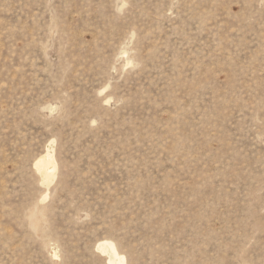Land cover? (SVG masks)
I'll return each mask as SVG.
<instances>
[{
    "label": "rangeland",
    "instance_id": "rangeland-1",
    "mask_svg": "<svg viewBox=\"0 0 264 264\" xmlns=\"http://www.w3.org/2000/svg\"><path fill=\"white\" fill-rule=\"evenodd\" d=\"M103 240L264 264V0H0V264Z\"/></svg>",
    "mask_w": 264,
    "mask_h": 264
},
{
    "label": "bare ground",
    "instance_id": "bare-ground-1",
    "mask_svg": "<svg viewBox=\"0 0 264 264\" xmlns=\"http://www.w3.org/2000/svg\"><path fill=\"white\" fill-rule=\"evenodd\" d=\"M51 150L46 151L47 153L45 152V154L35 162V168L42 178V184L47 187L46 190H49L58 175L57 160L54 151ZM48 195L49 194H46L44 200L48 198ZM97 250L109 258L110 264H127L126 256L119 251L117 245L111 240L100 241Z\"/></svg>",
    "mask_w": 264,
    "mask_h": 264
}]
</instances>
